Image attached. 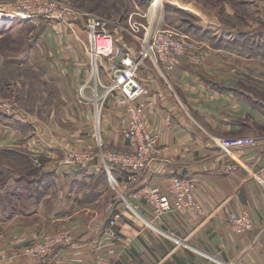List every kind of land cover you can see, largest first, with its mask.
Instances as JSON below:
<instances>
[{
	"label": "crops",
	"instance_id": "0c3cea01",
	"mask_svg": "<svg viewBox=\"0 0 264 264\" xmlns=\"http://www.w3.org/2000/svg\"><path fill=\"white\" fill-rule=\"evenodd\" d=\"M141 1L151 23L189 33L197 49L176 60L175 70L166 78L150 61L139 70L138 78L151 90L145 98L151 103L145 119L149 130L159 133L165 151L139 185L127 184L119 169L112 173L123 194L139 206V216L124 207L120 192L96 162L88 167L63 165V149L49 138L52 129L41 127L44 121L34 115L0 119V153L13 148L30 157L41 155L46 166L41 172L55 174L54 183L40 195L31 193L22 184L25 177L19 176L17 188L26 202L15 211L0 213V264H216L207 255L238 264H264V187L253 178L264 166V44L248 48L234 44L245 32L236 40L220 35L216 29L221 22L211 18L205 7L209 0H157L154 5L140 0L135 6L140 7ZM68 20L79 25L64 36L57 34L65 48L46 50L47 62L40 61L46 65L33 66L44 72L47 81L74 89L68 99L71 108L61 119L65 126L56 130L67 146L82 149L94 144L84 134L94 118V106L82 102V94L89 93L80 89L90 81L91 71L86 34L77 30L81 20L75 15ZM39 21L42 24L44 19ZM250 38L254 43L261 40L256 33ZM120 45L132 49L124 40ZM15 118L33 127H18ZM102 118L105 145L129 150L123 136L127 116L115 97L105 103ZM57 121L54 116L53 122L60 125ZM222 141L254 144L226 155L219 147ZM173 176L197 181L196 199L203 214L173 211L155 219L152 207L132 196L146 184L166 190ZM119 208L123 239L114 240L104 236V230ZM242 210L251 212L250 233H235L228 224V215ZM158 229L185 239L188 246L176 245ZM61 230L70 231L73 242L60 247L54 257L38 262L24 255L27 245L49 231Z\"/></svg>",
	"mask_w": 264,
	"mask_h": 264
},
{
	"label": "built area",
	"instance_id": "2783aa9c",
	"mask_svg": "<svg viewBox=\"0 0 264 264\" xmlns=\"http://www.w3.org/2000/svg\"><path fill=\"white\" fill-rule=\"evenodd\" d=\"M157 0L153 1V5ZM57 0H17L15 8L8 12H3L4 21H14L19 17L38 22L40 19H61L64 15L77 14L70 6H63ZM80 27L77 30L86 34V52L89 57L91 78L93 85V97L85 100L93 103L94 116L97 130V142L94 148L89 146L84 151H77L60 144L63 149L62 164L67 166L88 167L90 163L96 162L102 171L106 172L110 185L121 194V201L125 208L139 216V206L127 197L119 189L118 183L113 177V170L119 169L122 172L123 180L129 185H139L143 180H147V169L163 156L165 151L160 146V135L149 130L145 114L151 104L145 100L151 94V90L144 82L138 78L141 66L150 61L161 71L166 78V73L175 70L176 60L192 54L197 49L196 40L189 34L178 28H160L154 24L147 28L139 21H134L133 17L129 21V32L133 38L141 43L138 51L126 48L118 43L123 42L122 36L113 30L107 29V20L95 13L82 14ZM143 16V15H142ZM71 29L79 25L70 21ZM144 35L141 36V33ZM76 38L81 40V35L75 32ZM104 80H109L108 85H104ZM89 81V82H90ZM88 82V83H89ZM86 83L83 87H88ZM99 87H103L104 93L99 94ZM85 90V89H84ZM83 92V91H82ZM110 97H115L123 112L127 116V124L123 130V136L129 143L130 151L109 150L102 142L101 120L106 101ZM0 113L7 116H20L25 119V115L20 110L7 102L0 103ZM48 125H43L45 127ZM50 128V127H49ZM51 130V129H49ZM220 148L226 155H231L233 149L244 147L243 142L238 145H231L222 141ZM35 165L39 168L43 163L38 159ZM233 168V167H232ZM253 178L264 187V166L254 173ZM198 191L197 181L191 178L173 176L170 179L166 190L160 186L146 184L132 194L133 197L140 198L153 209L155 219H160L167 213L176 211L180 213L193 212L203 214L202 205L196 199ZM143 218V217H142ZM123 219L122 210L116 209L107 222L104 236L110 239L122 240L119 223ZM228 224L231 230L238 234L250 233L254 229V222L250 210L228 215ZM146 224L154 229L153 221L145 219ZM176 243V245H186L185 239L170 235L159 230ZM73 237L68 230H61L52 234L45 233L41 240L27 245L24 255L38 262L46 261L54 257L58 249L64 245L71 244ZM216 264H238L237 261H224L212 255H207Z\"/></svg>",
	"mask_w": 264,
	"mask_h": 264
},
{
	"label": "rangeland",
	"instance_id": "374dc122",
	"mask_svg": "<svg viewBox=\"0 0 264 264\" xmlns=\"http://www.w3.org/2000/svg\"><path fill=\"white\" fill-rule=\"evenodd\" d=\"M57 1L62 5V8H65L63 6H70L75 9V12L78 13L77 17L79 20L84 19L82 14L86 13H95L104 17L107 20V29L116 32L118 37L122 36L124 41L129 44V47L135 51L141 48V43L135 40L129 32V21L131 17H133L134 21L141 22L147 28L153 25L149 20L150 12L148 8L142 4L143 2L141 1L139 4L140 7L135 6V2L138 4L140 0H124L123 4H115L112 0ZM16 2L17 0H0V13L4 11L8 12L15 8ZM152 2L151 0V3ZM205 5V7L209 9L207 11H209L210 17H216V21H219V23L221 22V26L216 29V31H219L220 35L232 36V40H236L242 32L252 33L253 35L256 33L261 39L259 42L257 41V43L264 44V0H209L205 2ZM228 9H231V14L227 12ZM134 11L135 13H132ZM130 13L132 14L130 15ZM65 16L66 15L61 19H44L42 24L40 21L35 23L30 19L22 17L14 21L6 20L2 22L0 26V103L3 101L10 103L15 109L23 112L24 115H34L32 117L44 121L48 126L43 128H51L53 131L52 135L48 134L49 138H52L55 142L58 141L59 144H63L65 147L74 149L61 141L56 130L59 126H65L64 121L61 119L63 115H65L64 113L71 108L68 99L74 94V89L64 88L53 82L47 81L44 72L33 66L37 64L46 65L41 63L42 60L45 62L48 60V56L45 54L47 53L46 50L53 51L54 49L58 50L59 48V50H61L65 48L66 45L64 44L66 43L60 42L57 39L58 33L64 36L69 32V29H71L69 25L71 20H68ZM186 17L189 18L188 16ZM51 21H55L60 24V26L57 27L55 23L51 24ZM143 35L144 31L141 33V36ZM86 40L87 39H85V42ZM119 43L120 40H118L117 44ZM34 49L38 50L35 52ZM43 68L47 70L46 66ZM104 82V85L109 84V80H104ZM86 83H84V85ZM88 85L89 86L84 89H87L89 95L85 94V96L92 98L94 94L90 86L93 85V82L90 81ZM80 89L83 92L85 91L83 88ZM101 89H103V87H99V94L105 92L104 89L103 92H101ZM85 96H82V102L89 103V101L85 100ZM74 106L75 105H73V107ZM0 115L4 114L0 113ZM4 116L9 117L7 115ZM54 116L57 117V123L60 125L53 122ZM84 134L87 135L91 141H94V144H89V146L94 148L98 137L95 116L92 118L91 124L85 128ZM8 135L11 136L13 134L10 133ZM101 137L105 145L103 118L101 120ZM88 147L74 150L84 151ZM106 148L115 150L107 146ZM4 150L10 151L13 150V148ZM116 151L123 152L130 150ZM36 159L43 163L45 158L41 155H36L35 157L31 156V161L34 165L33 169L41 172L42 169L46 167L44 165L45 162L43 166L39 168L35 165ZM0 161L6 165L5 173L2 178H0V213H5L7 211L17 210L21 206V203L23 204L26 202L21 192L18 191V179L20 175L27 177L30 173L34 174V172L22 162L14 161L3 156H0ZM22 184L25 185V182H22ZM53 232L49 231L48 233L52 234Z\"/></svg>",
	"mask_w": 264,
	"mask_h": 264
},
{
	"label": "trees",
	"instance_id": "16d2710c",
	"mask_svg": "<svg viewBox=\"0 0 264 264\" xmlns=\"http://www.w3.org/2000/svg\"><path fill=\"white\" fill-rule=\"evenodd\" d=\"M112 1H114L115 4H123L124 0H112ZM188 29H187V31H189ZM250 35H252V33H248L247 35H242L241 37H239L235 41L234 44H239L240 46L247 47V48L253 47L256 45H260V46L262 45L261 43H256V42H255L256 43L255 44L254 41L251 40ZM0 119L3 120V119H10V118L6 117L4 115H0ZM15 124L18 125V127H21L24 129H28V128L31 129L33 127L29 124H26L20 118H18V119L15 118ZM0 156H3L5 158H9V159L14 160V161L22 162L25 165H27L28 168H31L33 170L34 174L30 173L27 177H25L23 179L25 184L29 187V190L31 193L34 192V194L40 195L41 193L45 192L48 188H50V186L52 185V182L54 181V178H55V174L54 173H51V174L50 173L49 174L42 173L40 171H37L36 169H33L34 165L32 164L31 157L28 153L23 154V153L13 149L10 151H4V152L0 153ZM6 156H8V157H6ZM5 166L6 165H4V163H1V161H0V178H2V176L5 173ZM103 174L108 177L106 172L103 171Z\"/></svg>",
	"mask_w": 264,
	"mask_h": 264
},
{
	"label": "bare ground",
	"instance_id": "6f19581e",
	"mask_svg": "<svg viewBox=\"0 0 264 264\" xmlns=\"http://www.w3.org/2000/svg\"><path fill=\"white\" fill-rule=\"evenodd\" d=\"M4 18H5V16L3 15V13H0V26H1L2 22L5 20Z\"/></svg>",
	"mask_w": 264,
	"mask_h": 264
}]
</instances>
